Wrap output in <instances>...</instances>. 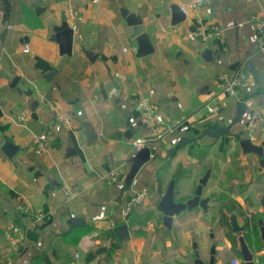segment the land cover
Returning a JSON list of instances; mask_svg holds the SVG:
<instances>
[{
    "label": "crops",
    "instance_id": "1",
    "mask_svg": "<svg viewBox=\"0 0 264 264\" xmlns=\"http://www.w3.org/2000/svg\"><path fill=\"white\" fill-rule=\"evenodd\" d=\"M192 1L38 0L33 5L34 0H11L4 22L0 0V141L19 147L13 158L0 147V264H192L196 226L203 234V259L215 243L218 258L244 264L222 224L221 210L230 218L225 204L233 200L246 216L236 210L241 226L246 218L264 219V170L239 145L245 138L256 145L264 142V48L257 32L264 0H202L197 11L183 12L186 20L173 26L172 6ZM69 8L78 13L72 56L62 55L52 41V22L60 25ZM126 15L142 19L152 55L136 56ZM214 27L220 36L203 42L200 35ZM237 71L248 77L238 90L246 114L229 133L212 137L234 119L238 100L220 92L223 76ZM17 77L20 81L12 86ZM152 86L172 131L152 141L159 157H152L123 193L135 156L132 142L149 133L138 101ZM33 100L39 101L36 109ZM212 104L219 109L216 114L207 110ZM253 111L262 120L252 127ZM58 114L69 116L71 126ZM43 133H48V146L39 155L34 148ZM182 139L196 141L167 157ZM119 167L125 173L122 181L110 183ZM207 172L203 198H211L208 213L198 208L182 214L168 229L158 203L169 183L176 180V201L186 202ZM136 188L148 189L150 196L128 213ZM19 206L29 212L17 219ZM77 218L84 224L69 231ZM132 221L148 226L143 232ZM125 223L131 238L120 248L115 229ZM12 225L23 235L15 249L5 237ZM261 242L252 253L264 261ZM102 247L106 253L90 256Z\"/></svg>",
    "mask_w": 264,
    "mask_h": 264
},
{
    "label": "water",
    "instance_id": "2",
    "mask_svg": "<svg viewBox=\"0 0 264 264\" xmlns=\"http://www.w3.org/2000/svg\"><path fill=\"white\" fill-rule=\"evenodd\" d=\"M33 5H37L38 0H34ZM172 25H178L186 20V15L181 10L180 6L173 5L172 6ZM43 10L42 8H37L36 11ZM128 13V11H126ZM128 22V25L133 28V44L136 49V56L138 58H144L152 55L155 52L154 46L150 40L149 35L144 31L141 27L143 24L142 19L137 17L136 15H129L125 16ZM54 25V35L52 37V41L58 43L60 47V53L62 55L72 56L74 51V44H75V30L71 27L66 12L62 14V21L61 24H56L55 21L52 22ZM20 79L17 77L13 81L12 86H16ZM29 95L31 93L29 92ZM39 106V101L33 100V108ZM247 104L243 101L236 102L235 107V114L234 119L230 123V125L226 128L217 129L212 134V137L219 138L222 134H227L230 132V129L238 123H241L243 120L244 115L246 114ZM191 141H196V139H182L181 143H179L175 148L168 151V156L175 154L178 149L184 143H189ZM242 154L244 156H255L258 159L259 163V171L262 172L264 170V142L261 145H256L252 142L250 138L241 139L239 142ZM0 147L2 151L6 154L8 158H13L17 152L19 151V147L16 146L12 141L8 140H1ZM158 158L157 150L146 148L140 151L139 153L135 154V156L131 159L132 167L128 175L125 179V186L123 188V193L130 191L134 180L139 173L140 169L147 163H149L152 159ZM210 172H207L203 178L199 181V185L196 189L195 196L189 199L186 202H177L176 201V180H172L164 195L160 199L158 203V210L163 214V222L164 225L168 229H172L173 221L175 217H180L185 212H192L195 209H202L205 213H208L209 210V202L211 200L210 197L203 198V189L207 185L208 180L210 178ZM262 206L264 207V200L262 202ZM238 213L236 210L232 212L230 217V227L232 232L238 237L239 240V248L242 256V262L244 264H254V255L245 240L244 234L246 233V226H241L238 222ZM84 224V219L77 218L74 219L69 225V231L73 230L74 228L80 227ZM258 226L260 228L261 233V240L264 243V219L258 220ZM116 236L119 240V247L122 248L125 243H127L130 238V229L127 223L120 225L115 229ZM194 261L192 264H229L228 259L218 258L216 254V244L213 243L210 256L207 260L203 259L201 254L198 251V246L194 242ZM107 248L102 247L96 253H92L90 256L93 257L97 254L106 253ZM108 263V259H106Z\"/></svg>",
    "mask_w": 264,
    "mask_h": 264
},
{
    "label": "built area",
    "instance_id": "3",
    "mask_svg": "<svg viewBox=\"0 0 264 264\" xmlns=\"http://www.w3.org/2000/svg\"><path fill=\"white\" fill-rule=\"evenodd\" d=\"M91 2L94 4H98L101 2V0H91ZM201 6L202 0H194L186 6H181V10L185 14H188L189 11H197ZM66 14L71 27L74 30H77L78 13L75 10L69 8ZM257 32L260 41V47L264 48V19H261L257 22ZM220 34V29L214 27L211 30L202 33L200 36L202 37L203 42H206L210 39L218 38ZM30 51V46L26 45L24 48V52L29 53ZM223 80L224 85L221 89L220 94L232 97L240 101L238 90L246 86L248 82L247 75L237 71L232 76L224 75ZM155 96L156 89L155 86H152L147 94L142 96L138 101V109L140 110L143 124L148 128L149 133L146 135V137L137 138L132 142L134 154H137L146 148L152 149V141L154 139H162L172 131L171 127L167 124V121L159 105L155 101ZM207 110L210 114H216L219 109L216 104H212L207 107ZM261 116L262 115L260 114V112L253 111L249 118V125L252 127L255 126L258 121L262 120ZM58 119L68 126H71L72 124L70 117L65 114H58ZM18 120L20 122L25 121V116H19ZM47 146L48 133H43L38 137L34 150L37 154L41 155L46 151ZM124 174L125 173L121 167L115 169L110 174V183L122 181L121 179ZM149 196L150 194L148 189H134L127 203L128 213L146 203ZM18 211L27 213L29 212V209H25L24 207L19 206ZM5 237L6 241L13 249L20 247V243L23 239L21 229L17 225H12L10 228H8L5 232ZM253 262L254 264H264V261L262 260V258H258V255L254 256ZM233 264H240V261H235Z\"/></svg>",
    "mask_w": 264,
    "mask_h": 264
},
{
    "label": "trees",
    "instance_id": "4",
    "mask_svg": "<svg viewBox=\"0 0 264 264\" xmlns=\"http://www.w3.org/2000/svg\"><path fill=\"white\" fill-rule=\"evenodd\" d=\"M1 12H2V16H3V20L4 22L8 20L9 16H10V12H11V0H1ZM248 206H252L251 201L248 202ZM225 210L228 213H232L234 210H237L238 212L241 213V215L243 217L245 216V213L243 212V210L239 207L236 206V203L233 200H229L226 204H225ZM22 214H24V212L22 211H18L17 213V219H19V217L22 216ZM221 217H222V224L228 228V230H230L228 232V238L230 239V241L232 242V246L235 250H237L238 246H239V240L237 238L236 235L233 234L231 227H230V218L228 217V215H226L224 210H221ZM253 227L250 226V222L249 219L246 218L244 225L246 226V233L244 234L245 240L248 243L251 251L253 250V246L252 243L255 239V241L258 243L259 248L261 249V245L262 242L260 240V233H259V226H258V220L255 219V217L253 218ZM112 236V235H111ZM117 245L113 244L112 248H116ZM241 255V252H238Z\"/></svg>",
    "mask_w": 264,
    "mask_h": 264
},
{
    "label": "rangeland",
    "instance_id": "5",
    "mask_svg": "<svg viewBox=\"0 0 264 264\" xmlns=\"http://www.w3.org/2000/svg\"><path fill=\"white\" fill-rule=\"evenodd\" d=\"M228 167V165H227ZM225 198H228V197H225ZM195 211V210H194ZM203 211V210H202ZM204 212V211H203ZM193 213V211H192ZM205 213V212H204ZM183 214H190V212H185ZM257 216V217H256ZM255 216V219L258 220V215ZM205 217V216H204ZM133 225L135 228H139L141 227V230L144 232V229L148 226V223L146 221H132ZM189 226V225H188ZM200 227L199 226H196V229H195V233L193 232V238L195 239V242L198 246V251L199 253L201 254V249H202V241H201V238H202V235L201 232H200ZM211 235V234H210ZM210 237V236H209ZM193 241V240H192ZM175 245V248H179V245L177 243H173ZM210 246V244L208 245V247ZM212 246V245H211ZM252 246L254 247L253 250H258L259 246H258V243L255 241H253L252 243ZM210 250H211V247H210Z\"/></svg>",
    "mask_w": 264,
    "mask_h": 264
},
{
    "label": "flooded vegetation",
    "instance_id": "6",
    "mask_svg": "<svg viewBox=\"0 0 264 264\" xmlns=\"http://www.w3.org/2000/svg\"><path fill=\"white\" fill-rule=\"evenodd\" d=\"M249 222H250V226L253 227V223H252V221H249ZM118 242H119V240H118Z\"/></svg>",
    "mask_w": 264,
    "mask_h": 264
}]
</instances>
